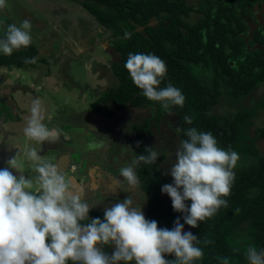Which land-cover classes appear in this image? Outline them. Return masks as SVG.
<instances>
[{"label":"trees","instance_id":"16d2710c","mask_svg":"<svg viewBox=\"0 0 264 264\" xmlns=\"http://www.w3.org/2000/svg\"><path fill=\"white\" fill-rule=\"evenodd\" d=\"M73 1L83 6L107 32L118 56L111 66L117 85L96 98L92 104L94 111L114 118L118 111L128 107L155 108L156 119L146 117L131 127L128 144L135 157L147 155V148H153L145 142L153 137L152 122L155 126L164 109L160 102L148 100L142 94L124 67L129 53H144L155 54L166 63L167 73L159 87L171 84L185 97L183 107L168 109L176 116L180 142L187 139V129L196 128L200 132H211L219 147L231 149L250 160L233 169L235 180L230 195L223 197L228 207H221L196 227L184 223V214L174 211L171 198L161 192L164 184L173 183V178L163 177L160 170L164 154H159L153 164L141 162L135 166V172L139 188L147 195L145 218L157 221L160 228L172 229L179 217L184 224L183 231L198 237L197 246L204 253L202 259L192 264H221L219 258L223 257H228L230 264H248L244 255L247 247L254 245L258 251L264 248V154L256 145L257 140L264 139V127H259L254 135L248 131L260 109L264 108V99L249 108L241 104L264 84V18L254 30L246 19H252L255 6L263 7L264 16V0H200L197 5L187 4L185 0ZM194 9L200 16L190 23L186 17ZM2 18L0 9V21ZM153 21L155 24H151ZM125 32L130 33V38H125ZM248 33L251 34L249 40ZM3 35L4 31L0 30V38ZM39 54V48L32 43L13 50L11 55L0 52V66L34 68L45 61ZM26 59L35 62H26ZM222 98L239 105L234 114L224 116L213 112L212 107ZM104 104L110 107L104 108ZM185 116L192 118L191 124L185 122ZM185 204L190 206L191 201ZM96 217L103 220L104 215L92 209L88 220L81 223H89ZM241 229L242 234L239 233ZM206 240L211 243L205 244ZM102 250L110 255L111 244L104 245ZM165 258L174 259L171 254H165Z\"/></svg>","mask_w":264,"mask_h":264},{"label":"clouds","instance_id":"9594fccd","mask_svg":"<svg viewBox=\"0 0 264 264\" xmlns=\"http://www.w3.org/2000/svg\"><path fill=\"white\" fill-rule=\"evenodd\" d=\"M6 0H0V9ZM31 22L20 26L0 21L4 35L0 38V52L11 55L13 50L27 47L32 42ZM125 38L130 33L125 32ZM26 62H35L26 59ZM124 67L132 82L151 101L160 102L165 110L171 106L183 107L185 97L181 90L168 84L160 88L167 73L166 63L155 54L129 53ZM45 109L41 100L32 101L30 115L23 128L29 140L55 143L59 134L44 123ZM186 123L192 118L185 116ZM179 131V129H177ZM176 151V161L170 169L173 183L164 184L162 193L171 198L172 208L183 213L184 223L196 227L198 222L214 216L221 207H228L223 197L230 195L235 180L233 169L240 159L231 149L218 146L211 132L189 128ZM102 143H90L94 150ZM159 153L147 148V155L136 156L120 170L130 190L139 186L135 166L141 162L153 164ZM25 157L34 163L35 179L39 188L32 190V180L17 177L10 169L19 165L12 158L7 167L0 168V264H192L203 258L197 245L198 237L185 232L178 217L172 229L158 227L157 221L145 218L141 208L125 198L104 210V217L88 220L90 206L83 192L73 193L69 183L57 167L41 160L36 149H29ZM75 168H73V171ZM76 183L79 184V181ZM190 200V206L185 201ZM239 213L240 209L237 208ZM205 244L211 241H204ZM114 245L111 255L102 250L104 245ZM238 251V249H233ZM171 254L174 259L165 258ZM248 264H264V248L259 251L249 245L244 253ZM221 264H230L228 257L219 258Z\"/></svg>","mask_w":264,"mask_h":264},{"label":"rangeland","instance_id":"374dc122","mask_svg":"<svg viewBox=\"0 0 264 264\" xmlns=\"http://www.w3.org/2000/svg\"><path fill=\"white\" fill-rule=\"evenodd\" d=\"M1 12V21L5 26L8 24L5 18L17 26L25 19L30 20L31 43L39 48V57L45 58V61L28 69L0 66V117L7 120L5 130L8 131L6 135H0V159H4V155L8 156L0 167H7V161L13 158L19 167L10 171L30 178L34 172V163L25 157L27 150L36 149L41 160L52 164H56V158L62 151L61 154L66 155L64 161L67 163V170L64 171V177L69 186L73 185L70 175L76 176L84 185L89 180L83 174L85 158L80 156L82 151H76L82 148L90 162L97 166L98 173L105 170L101 180L102 190H90L91 197L84 201L89 204L90 209L105 210L128 197L133 201L132 206L140 207L145 216L147 195L139 186L130 190L127 180L120 176V170L135 158L128 144L131 127L141 123L146 117H154L156 111L154 108L128 107L118 111L113 119L94 111L92 104L96 98L103 91L117 85L111 64L118 56L112 49L113 42L107 37V32L83 6L73 0H6ZM198 16L199 14L193 13L191 21ZM262 97L264 87L243 99L241 106L252 107ZM35 99L41 100L45 109L43 123L59 134L55 143L29 140L23 133ZM221 100L212 107L216 114L230 116L239 107L229 103V98ZM103 107L109 108L110 104H104ZM162 110L161 120L155 126L152 122L153 137L145 143L155 148L159 154H164L160 170L163 177L172 178L170 169L176 161L180 134L177 131L176 117H170L169 112ZM256 125L264 126V111L260 119L252 122L249 134L255 132ZM90 143H102V147L90 150ZM257 146L264 154L263 139L257 141ZM239 157L236 167L250 161L243 156ZM71 164L76 166L78 172L70 171ZM60 168L57 167L58 170ZM30 179L32 190H37L38 181ZM164 196L169 197L167 193ZM242 231L241 229L239 233L242 234Z\"/></svg>","mask_w":264,"mask_h":264},{"label":"flooded vegetation","instance_id":"af4514ba","mask_svg":"<svg viewBox=\"0 0 264 264\" xmlns=\"http://www.w3.org/2000/svg\"><path fill=\"white\" fill-rule=\"evenodd\" d=\"M186 1V3L187 4H191V5H197L198 4V2L200 1V0H197V1H194V0H185ZM196 7V6H195ZM255 10H254V12H253V14H252V19H249L248 17H247V21H248V24H249V27H250V29L251 30H254V29H256L257 27H259L262 23H263V18H264V16H263V7H256L255 6V8H254ZM193 13H196V14H199V16H200V13H198L195 9L193 10V11H191L190 13H189V15L186 17V19L190 22V23H193V22H195L198 18H199V16L192 22L191 21V16H192V14ZM151 24H155V21H153ZM249 34V33H248ZM247 38V40H249V38H251V34H249V36H247L246 37ZM39 52H40V50H39ZM118 60V59H117ZM112 65V64H111ZM115 75V74H114ZM260 87H264V84H262V85H260V86H258L254 91H253V93H251L249 96H251L252 94H254V93H256L257 92V90L258 89H260ZM245 99V98H244ZM262 99H264V97H262L259 101H261ZM259 101H257V102H259ZM256 102V103H257ZM146 108H154V107H146ZM155 109V108H154ZM261 111L259 112V114L255 117V119L253 120V122L254 121H256L257 119H260V117H261V114H262V112L264 111V108H262V109H260ZM162 112H163V110H161ZM166 112H169V115H170V117L172 116L173 117V113H172V111H169V110H166ZM175 116V115H174ZM150 117V116H149ZM156 117V116H155ZM154 117V118H155ZM162 117V115L160 116V118ZM176 117V116H175ZM114 118H116V116L114 117ZM108 119H113V118H108ZM156 119V118H155ZM161 120V119H160ZM159 120V121H160ZM175 120H176V118H175ZM7 120H5V118L3 117V116H1L0 117V135H2V136H4V135H6V133H8V131H6L5 130V122H6ZM156 121V120H155ZM251 126H252V124H251ZM261 128V127H264V126H257L256 125V128H254L255 129V132L254 133H252V135H254V134H256L257 133V129L258 128ZM5 137H7V136H5ZM264 140V139H263ZM258 141V140H257ZM257 141H256V145H257ZM258 147V146H257ZM51 148H55V147H51ZM47 149H48V146H47ZM259 149V148H258ZM260 150V149H259ZM62 153V151L58 154V156H57V158H56V161H58L59 159H61L62 161H64V159H66L65 157H66V155H63V154H61ZM4 157V159L2 158V159H0V164L1 165H3L4 164V161H6L7 159H8V156L7 155H4L3 156ZM11 158V157H10ZM76 166H74L73 164H71V165H69V169H72V168H75ZM0 168H2V166L0 167ZM15 172V171H14ZM14 172H13V174H14ZM19 173V172H18ZM15 175V174H14ZM86 175H87V177H89V180H88V182L86 183V184H84V185H82L84 188H83V193H84V195H85V199H87L88 197H91V193L92 192H90V190H93L92 188H91V180H92V176L90 175V173H86ZM16 176L17 177H19L20 176V174L18 175V174H16ZM96 176H98L97 175V173H96ZM101 180H103V178H101L100 176L99 177H97V182H98V185H97V187L93 190V191H95V190H97L98 188H102V184H101ZM102 190V189H101ZM101 190H99V191H101ZM93 203H95V199H93ZM90 210H92V209H90ZM98 211H99V213H101V214H103L104 215V210H103V208L102 209H98ZM114 251V245H111V253ZM111 255V254H110Z\"/></svg>","mask_w":264,"mask_h":264},{"label":"crops","instance_id":"0c3cea01","mask_svg":"<svg viewBox=\"0 0 264 264\" xmlns=\"http://www.w3.org/2000/svg\"><path fill=\"white\" fill-rule=\"evenodd\" d=\"M76 151H78V152H81L82 151V153H80V156L83 157L82 159L85 158V164H84V168H83V174H84V176L87 177L86 173L87 172L90 173V175L92 176L91 188L94 190L97 187V185H98L97 177L100 176L101 178H104L105 170L104 169L103 170H100L99 172H101V173H98L97 166H95L93 163L90 162V159H89L88 155L85 153V151L82 148H78ZM56 164L59 167H61L59 170L64 175V171L67 170V163H65V161H62L61 159H59L58 161H56ZM56 164H54V165L56 166ZM70 171H73V168L70 169ZM74 171H75L74 173H76V172H78V169L75 167V170ZM96 173H97L98 176H96ZM14 174L16 175L17 173L14 172ZM36 176H37V173L33 172V174L30 175V178H35ZM84 176H83V178L85 179L86 177H84ZM67 178H68V176H67ZM69 179H71V183L73 184L70 187L73 193H76L77 190H78V192L76 194H79L80 192H83V188L84 187L82 186V184L80 182H79V184L76 183L77 181H80L78 178H76V176L70 175L69 176Z\"/></svg>","mask_w":264,"mask_h":264},{"label":"water","instance_id":"95a60500","mask_svg":"<svg viewBox=\"0 0 264 264\" xmlns=\"http://www.w3.org/2000/svg\"><path fill=\"white\" fill-rule=\"evenodd\" d=\"M140 30L142 29L141 27L139 28ZM20 175H23V174H20ZM24 176V175H23Z\"/></svg>","mask_w":264,"mask_h":264},{"label":"bare ground","instance_id":"6f19581e","mask_svg":"<svg viewBox=\"0 0 264 264\" xmlns=\"http://www.w3.org/2000/svg\"><path fill=\"white\" fill-rule=\"evenodd\" d=\"M50 107V106H49Z\"/></svg>","mask_w":264,"mask_h":264}]
</instances>
